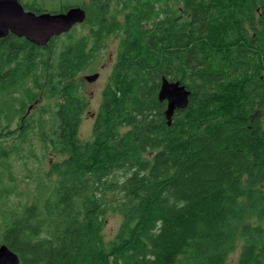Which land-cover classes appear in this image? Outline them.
<instances>
[{
    "label": "trees",
    "instance_id": "trees-1",
    "mask_svg": "<svg viewBox=\"0 0 264 264\" xmlns=\"http://www.w3.org/2000/svg\"><path fill=\"white\" fill-rule=\"evenodd\" d=\"M73 1L64 10L86 5ZM112 2L91 0L80 24L89 37L77 25L47 46L0 39V245L20 264H226L240 239L238 264H264V0H116L121 23ZM119 32L93 138L82 142L87 103L74 78ZM163 76L191 90L170 125ZM38 91L53 99L43 153L66 157L18 205L6 179L31 151ZM109 210L123 221L106 243Z\"/></svg>",
    "mask_w": 264,
    "mask_h": 264
},
{
    "label": "rangeland",
    "instance_id": "rangeland-1",
    "mask_svg": "<svg viewBox=\"0 0 264 264\" xmlns=\"http://www.w3.org/2000/svg\"><path fill=\"white\" fill-rule=\"evenodd\" d=\"M20 1L26 9L37 7L46 9L48 12H62L67 6L62 5L63 0H41L44 5H31L30 2L32 0ZM71 1L74 2L73 0ZM83 1L86 5L79 6L90 11L94 6L91 4V0ZM115 1L116 0H113L111 5L110 17H115L121 23L123 21V14L117 12ZM161 5H164V3ZM78 30L86 37H89L91 32L88 25H80ZM122 37L123 32L109 36L106 40V47L95 54L92 64L80 71L74 78V81L80 84L81 92L87 103L86 110L82 115L78 135L82 142L90 141L93 138L94 124L103 103V91L110 82L113 68L117 62ZM95 73H99V77L94 81H88L86 77ZM37 94L38 98L32 101L27 109L28 115L33 120V124L29 125V130L31 132L29 137L32 142L30 147L31 151H28V148H26V152L22 153L24 155L23 158H14L11 173L8 174L9 177L6 179L12 192L11 202L18 203V205L30 201V197H32L35 188L39 184V178L43 175L44 171L50 169L51 163L53 161H61L66 157V153L54 149H49L46 155L43 153V142L40 132L44 124L46 128L50 127V124H46L43 119L50 118V115L46 112L52 111L51 103L53 99L44 91H38ZM259 117L262 119V125L264 127V110L259 113ZM108 198L110 199L108 200L109 204H114L115 199H112L110 195ZM111 206L109 207L111 208ZM122 221L123 216L118 213L117 210H109L102 231L106 243H109L116 236ZM247 222L253 225L257 223V220L255 217L250 216ZM242 245L243 242L239 239L236 250L229 255L226 264H238Z\"/></svg>",
    "mask_w": 264,
    "mask_h": 264
},
{
    "label": "water",
    "instance_id": "water-1",
    "mask_svg": "<svg viewBox=\"0 0 264 264\" xmlns=\"http://www.w3.org/2000/svg\"><path fill=\"white\" fill-rule=\"evenodd\" d=\"M87 18V10L82 6H72L62 12H36L27 10L20 0H0V39L10 34L24 37L28 41L47 46L55 36L69 32ZM99 73L87 76L94 81ZM191 90L179 80L163 76L159 100L166 102L165 115L170 125L177 110L189 105ZM21 259L6 244L0 245V264H20ZM182 264V263H181Z\"/></svg>",
    "mask_w": 264,
    "mask_h": 264
},
{
    "label": "flooded vegetation",
    "instance_id": "flooded-vegetation-1",
    "mask_svg": "<svg viewBox=\"0 0 264 264\" xmlns=\"http://www.w3.org/2000/svg\"><path fill=\"white\" fill-rule=\"evenodd\" d=\"M88 16H89V11H87V18H88ZM86 18V19H87ZM89 27H90V31H91V25H88ZM90 36V35H89Z\"/></svg>",
    "mask_w": 264,
    "mask_h": 264
}]
</instances>
